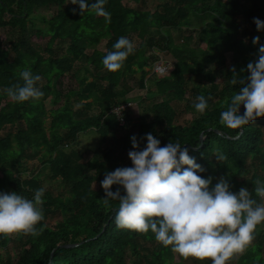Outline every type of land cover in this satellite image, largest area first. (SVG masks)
<instances>
[{"label": "trees", "instance_id": "trees-1", "mask_svg": "<svg viewBox=\"0 0 264 264\" xmlns=\"http://www.w3.org/2000/svg\"><path fill=\"white\" fill-rule=\"evenodd\" d=\"M238 1L242 3L240 8ZM48 6H55V11L48 18L39 16L43 26H35V11ZM104 7L110 13L107 21L93 12L81 14L78 5L69 0H0V29L12 33L7 48L0 40V132L7 126L15 127L0 134V192L16 191L31 199L47 167L48 179L58 178L68 186L65 194L56 196L44 190L43 219L36 225L38 236L0 234V249H6L9 243L16 249L13 258L7 254L0 264H171L170 246L157 242L151 231L116 228L112 217L118 202L105 205L101 199L105 194L100 181L105 172L131 166L127 155L130 138H123L119 147L96 148L85 164L73 163L69 167L60 162L63 148L73 144L80 133L93 130L104 140L119 127L110 110L138 99L127 97L131 87L125 84L126 75L143 89L145 69L162 52L168 53L174 63L168 75L152 82L154 90L148 95L161 100L151 103L149 115L133 122L135 136L140 140L152 133L160 139L161 146L172 140L180 142L205 169L199 174L211 177L210 188L223 176L231 191L247 187L252 198L260 202L253 189L257 179L264 180V117L238 130L220 124L219 117L240 87L233 80L247 75V63L258 58V46L252 44L251 38L259 36L264 43V31L257 32L253 23V17L264 20V0H168L152 13L126 6L122 0H107ZM239 13L245 27L240 28L235 20ZM171 29L181 34L178 42ZM32 35L47 38L44 47L32 44ZM130 35H135L139 43L123 66L116 72L105 69L103 56L115 51L113 44L119 37ZM104 40V51L97 50L95 47ZM55 42L66 43L62 54L55 52ZM226 53L232 58L228 68ZM25 68L40 75L37 86L44 95L35 101L14 102L6 90L22 83L19 72ZM81 70L93 73L80 76ZM137 73L141 74L139 79L134 77ZM216 74L220 83L214 81ZM198 95L208 103L202 115L194 108ZM74 102L77 106L73 109ZM172 102L181 103L183 111L190 114L188 124L174 123ZM93 103L99 111L89 115ZM243 111L241 105L238 112ZM145 143L141 141L140 147ZM32 150L41 152L43 167L23 180L22 162ZM218 154L223 155L221 161L215 158ZM93 182L97 183L95 190ZM116 187L113 185L112 190ZM51 216L59 219L48 226L45 220ZM260 235L242 252L235 253L228 264H264ZM147 243L153 247L147 248ZM178 258L187 259L179 254ZM197 262L211 264L208 258Z\"/></svg>", "mask_w": 264, "mask_h": 264}, {"label": "clouds", "instance_id": "clouds-1", "mask_svg": "<svg viewBox=\"0 0 264 264\" xmlns=\"http://www.w3.org/2000/svg\"><path fill=\"white\" fill-rule=\"evenodd\" d=\"M69 2L78 5L81 14L87 11L106 21L110 18L104 7L107 0ZM253 23L257 32L264 31V20L253 17ZM251 42L258 46V58L247 63V75L233 80L240 87L220 113V124L229 129L238 130L264 117V43L260 42L259 36H253ZM113 49L115 51L107 52L101 61L110 72L123 66L127 56L134 51V44L121 36ZM155 71L162 73L169 69L157 66ZM19 78L22 83L6 90L12 101H35L44 95L37 86L41 80L39 74L25 68L19 72ZM195 101L196 112L204 114L208 108L205 97L198 95ZM241 105L242 114L238 112ZM144 140L146 143L140 147ZM130 141L131 150L127 155L131 166L106 171L100 181L105 194L101 198L103 203L118 202L112 217L116 228L138 233L151 231L157 242L170 246V250L181 257L210 258L211 264H227L235 253L245 249L257 226L264 224V180L255 181L253 191L260 198L257 202L247 187L231 191L223 176L210 188L211 177L199 174L205 169L189 155V148L182 147L178 141L172 140L161 146L160 139L152 133H146L140 140L133 135ZM215 158L221 161L223 155L218 154ZM113 185L117 186L115 191ZM43 192V188L36 189L31 199L16 191L0 192V234L38 236L40 230L36 225L43 219Z\"/></svg>", "mask_w": 264, "mask_h": 264}, {"label": "rangeland", "instance_id": "rangeland-1", "mask_svg": "<svg viewBox=\"0 0 264 264\" xmlns=\"http://www.w3.org/2000/svg\"><path fill=\"white\" fill-rule=\"evenodd\" d=\"M122 1H123V4L131 8L138 9V10H147L152 13L157 10L159 11V7H161V5L167 2L168 0H122ZM223 1L226 2L227 0H223ZM240 2L238 1L239 8L242 4ZM55 8H56L55 6H48L45 8L37 9L34 13L35 15V18L33 19L34 25L42 27L43 25L39 20V16L48 18L55 11ZM235 20L239 24L240 28L246 26L243 21V16L240 13L235 16ZM11 34L12 33H10V31H8L6 28L0 29V40L3 42L4 48L8 47V40ZM171 34L176 40V42L180 40L181 34H179L178 32L172 29H171ZM127 38L131 42H133L134 46H137V44L139 43V40L136 38L135 35H130ZM46 40L47 38H40L35 35L30 36V42L39 47H44ZM65 45L66 43L55 42L53 46L55 49V52L57 54H62L64 52ZM95 48L97 50L104 51L105 40L101 41ZM87 52L89 53L90 50ZM157 55L159 58L157 60L158 62L154 66H152V68L145 69L146 71V74L144 76V82H145L144 86L145 87L143 89L139 88V86L137 85V83L135 82L132 76L126 75L125 77V84L131 87V91L127 94V97L129 98L137 97L138 99L137 101L124 104L125 110L123 112V116L127 118L125 119L124 117V125L117 127L115 130H111L104 140H101V138L93 130H90V131L88 130V132L84 134L80 133L78 138L73 144H71L68 147H64L63 148L64 150L61 151V154L63 155V158L60 160L61 163L65 165H69V167H71L73 163L85 164V162L89 161L92 158L93 150H95L96 148L100 147L104 149L106 147H113V148L116 146L119 147L120 146L119 143L122 141L123 138H130L131 136L136 134V127L133 125V122L138 121L139 118L143 116L144 114L149 115L148 108L151 105V103L159 102L161 100V98L150 97L148 95V91L154 90L152 82L154 81L156 77L160 75L161 76L168 75L174 63L173 58L168 53L162 52V53H158ZM231 62H232L231 54L226 53L225 54V66L228 68ZM157 66L165 67L169 69V71H165L163 73H157L155 71V68ZM74 67L76 68L78 67V65L76 64ZM92 73L93 71L91 70L87 72L81 70L80 72H78L80 76L84 75L87 77H89V75H91ZM140 76L141 74L139 75V78ZM134 77H136V75ZM195 81L197 82L199 80H195ZM214 81L215 83L221 82L219 74H216V78ZM63 82H64V86L66 87L67 79L64 78ZM201 83H203V81H201ZM93 104L94 105L92 109L88 113L89 115H94L99 111V108L96 105V103H93ZM172 105L176 111L174 123L178 125L188 124L189 121L191 120V116L190 114L183 111L182 104L179 102H172ZM76 106L77 104L76 102H74L73 109L76 108ZM46 108L47 109L49 108L48 104L46 105ZM48 123H49V118H47L45 121V127L48 126ZM14 129L15 127L10 128L9 126H7L6 128L3 129L2 132H0V134H3L9 130H14ZM29 155H30L29 158L26 161L22 162V168L24 172L21 175H22L23 180H28L32 174H36V172L38 171L40 172L43 167L42 162H40V158H41L40 151L32 150L29 153ZM123 157H124L123 161H126V156H123ZM43 172L44 174L40 176L39 178L38 188H43L44 190L49 191L53 196L66 193L68 186L64 185L60 179L57 178L55 180H50L45 176L47 175V173L49 174L48 167L45 168ZM261 175L264 176V172L261 173ZM92 188L94 190L97 188L96 182H93ZM58 219H59L58 216H51L45 220V223L48 226H53L58 221ZM263 228H264V224L258 226V229L254 231L253 239L250 243L255 242V240L258 239V234H261L260 238H262V241L264 244V235H262ZM145 246L149 249L153 247L152 244H148V243L145 244ZM263 250H264V247H263ZM15 253H16V249H15L14 244L12 243H9L6 249H0L1 263L4 262L5 256L7 254H9L10 257L13 258ZM143 253H145V251ZM128 258H130V256H128ZM195 261L196 263H200V262H197L199 261L197 258L196 260H194V257H190L185 260H179L178 254L173 252L171 264H195L194 263ZM227 264H228V261H227Z\"/></svg>", "mask_w": 264, "mask_h": 264}, {"label": "built area", "instance_id": "built-area-1", "mask_svg": "<svg viewBox=\"0 0 264 264\" xmlns=\"http://www.w3.org/2000/svg\"><path fill=\"white\" fill-rule=\"evenodd\" d=\"M157 62H158V61H156L155 63H153L152 66H154ZM152 66L149 67V68H152ZM162 73H163V72H162ZM158 75H159V74H158ZM160 76H161V75H160ZM119 106L122 107V112H121V109H120ZM113 109H114V112H113ZM124 110H125V105H124V104H119V105L115 106L114 108H112V109L110 110V112H109V113H111V114L115 117V119L117 120L119 126H122V125L124 124V116H123V112H124ZM120 112H121V113H120ZM117 116H118V117H117Z\"/></svg>", "mask_w": 264, "mask_h": 264}, {"label": "water", "instance_id": "water-1", "mask_svg": "<svg viewBox=\"0 0 264 264\" xmlns=\"http://www.w3.org/2000/svg\"><path fill=\"white\" fill-rule=\"evenodd\" d=\"M139 75H140V73H137V74H136V78H137V79H139ZM202 139H203V138L200 137V142H202Z\"/></svg>", "mask_w": 264, "mask_h": 264}]
</instances>
